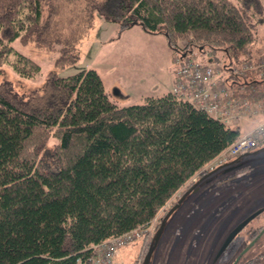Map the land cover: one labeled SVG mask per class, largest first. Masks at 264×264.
<instances>
[{
  "label": "trees",
  "instance_id": "1",
  "mask_svg": "<svg viewBox=\"0 0 264 264\" xmlns=\"http://www.w3.org/2000/svg\"><path fill=\"white\" fill-rule=\"evenodd\" d=\"M95 12L121 29L140 24L163 33L174 51L218 49L232 61L255 51L264 3L0 0V64L14 54L21 75L40 72L35 59L14 50L16 38L58 48L57 66L75 62ZM242 131L172 91L121 104L93 67L50 71L44 89L26 96L0 82V264H90L96 244L150 226ZM150 240L148 232L141 255Z\"/></svg>",
  "mask_w": 264,
  "mask_h": 264
},
{
  "label": "rangeland",
  "instance_id": "2",
  "mask_svg": "<svg viewBox=\"0 0 264 264\" xmlns=\"http://www.w3.org/2000/svg\"><path fill=\"white\" fill-rule=\"evenodd\" d=\"M258 17L261 21L256 23L258 36L253 46L264 40V12ZM12 45L15 51L41 65L35 76H24L12 64L14 54L9 61L0 64V82L8 83L23 96L42 91L50 71L68 75L89 67L99 71L109 94L121 104L142 102L147 94H156L171 86L172 66L167 36L148 32L140 24L121 29L117 22L108 21L97 12L91 27L78 42L79 57L73 63L57 66L59 49L39 46L34 40L16 38ZM196 52L204 61L214 65L230 62L222 50L210 49L199 53L196 49ZM247 127L248 124L241 125L242 130ZM55 142L56 138L51 136L42 151L44 159H52L49 152ZM51 167L56 166L51 163ZM200 175L205 173L196 174L192 180ZM207 177L215 179L210 180L209 188L207 186L200 193L192 192L186 196L160 228L182 191L152 220L150 243L155 234L158 240L149 264H216L218 245L230 230L264 208V146L238 156L235 163L220 167ZM210 181L204 179L200 184L205 187ZM142 244L143 239H140L121 249L116 263L143 264L147 253L140 254ZM259 247L260 243L254 251Z\"/></svg>",
  "mask_w": 264,
  "mask_h": 264
},
{
  "label": "built area",
  "instance_id": "3",
  "mask_svg": "<svg viewBox=\"0 0 264 264\" xmlns=\"http://www.w3.org/2000/svg\"><path fill=\"white\" fill-rule=\"evenodd\" d=\"M172 64V93L226 125L248 124L233 143L197 174L264 145V40L245 59L214 65L199 57L196 49H180L174 51ZM150 226L137 227L96 244L90 264H117L119 251L143 239Z\"/></svg>",
  "mask_w": 264,
  "mask_h": 264
},
{
  "label": "flooded vegetation",
  "instance_id": "4",
  "mask_svg": "<svg viewBox=\"0 0 264 264\" xmlns=\"http://www.w3.org/2000/svg\"><path fill=\"white\" fill-rule=\"evenodd\" d=\"M182 195L183 194H180L179 198ZM179 198L176 200L178 201ZM254 222L257 223L253 224ZM227 236L228 235H226V237ZM226 237L220 245L217 243L216 264H260L262 261L264 264V208L259 210L256 214H253L252 218H250L246 225L219 254ZM258 243H260L259 250L254 251V248Z\"/></svg>",
  "mask_w": 264,
  "mask_h": 264
},
{
  "label": "water",
  "instance_id": "5",
  "mask_svg": "<svg viewBox=\"0 0 264 264\" xmlns=\"http://www.w3.org/2000/svg\"><path fill=\"white\" fill-rule=\"evenodd\" d=\"M264 146V145H263ZM250 151H252V150H250ZM250 151H247V152H245V153H248V152H250ZM245 153H243V154H245ZM242 155V154H241ZM240 156V155H239ZM237 159H238V156L237 157H235V158H233V159H231V160H229V161H227L226 163H224V164H222V165H219L218 167H216L215 169H213V170H210L209 171V173H206L203 177H201L199 180H197V182L189 189V190H187L180 198H179V200L177 201V203L170 209V211H169V213L167 214V216H166V218H164L163 219V221L161 222V224H160V226H159V228L163 225V223L165 222V220L169 217V215L171 214V213H173V212H175V210L177 209V207L181 204V202L186 198V196H188L190 193H192V192H198L200 189H201V187L203 186L202 184H200V182L202 181V180H204V179H206V180H212V178H210V177H207L209 174H211L213 171H215L216 169H218V168H220V167H223V166H227V165H231V164H233V163H235L236 161H237ZM196 184H198V188L197 189H195V190H192V188L196 185ZM256 214V213H255ZM252 216L253 215H251L250 217H248V218H246L245 220H243L242 222H240L238 225H236L232 230H231V232L228 234V236L226 237V239H225V241H224V243H223V245H222V247H221V249H220V251H219V254L225 249V247L231 242V240L235 237V235L246 225V223L250 220V218H252ZM159 228H158V230H157V232L156 233H158V231H159ZM157 240H158V235L157 234H155V238H154V241H153V243H152V245L150 246V248H149V250H148V252H147V254H146V256H145V258H144V261H143V264H149V259H150V257H151V255H152V253H153V251H154V248H155V246H156V244H157Z\"/></svg>",
  "mask_w": 264,
  "mask_h": 264
},
{
  "label": "crops",
  "instance_id": "6",
  "mask_svg": "<svg viewBox=\"0 0 264 264\" xmlns=\"http://www.w3.org/2000/svg\"><path fill=\"white\" fill-rule=\"evenodd\" d=\"M169 45V44H168ZM169 50H170V54H171V66L172 67H170V69H171V71H172V81H171V86L169 87V88H165V89H163V90H161L160 92H157V93H159V94H157L156 92V94H154V93H151V94H147V95H160L161 93L163 94V93H165V92H168V91H171L172 90V87H173V85H174V82H175V74H174V71H173V64H172V53L174 52V50L169 46ZM105 87H106V84H105ZM106 89H107V87H106ZM107 91L109 92V90L107 89ZM111 96V95H110ZM112 97V96H111ZM113 98V97H112ZM115 99V98H114ZM115 100H117V99H115ZM118 101V100H117ZM213 180H215V179H213ZM212 180V181H213ZM212 181H210V183H207V185H205V187L203 186L197 193H200V192H202L204 189H206L207 188V186H208V188H209V184H211V182ZM118 256V255H117ZM116 256V257H117ZM118 260H120V259H118ZM115 261L117 262V258H115Z\"/></svg>",
  "mask_w": 264,
  "mask_h": 264
},
{
  "label": "bare ground",
  "instance_id": "7",
  "mask_svg": "<svg viewBox=\"0 0 264 264\" xmlns=\"http://www.w3.org/2000/svg\"><path fill=\"white\" fill-rule=\"evenodd\" d=\"M257 46H258V45H257ZM217 167H218V166H217ZM215 168H216V167H215ZM215 168H214V169H215ZM212 170H213V169H212ZM209 171H210V170H209ZM209 171H205L204 173H205V174H206V173H209ZM195 180H196V179H195Z\"/></svg>",
  "mask_w": 264,
  "mask_h": 264
}]
</instances>
